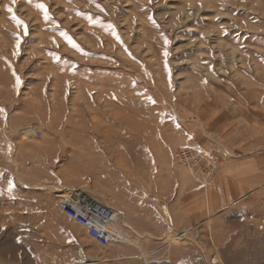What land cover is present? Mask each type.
<instances>
[{"label": "rangeland", "instance_id": "obj_1", "mask_svg": "<svg viewBox=\"0 0 264 264\" xmlns=\"http://www.w3.org/2000/svg\"><path fill=\"white\" fill-rule=\"evenodd\" d=\"M161 175L227 200L216 262L264 260V0H0V264H96L60 192L121 233Z\"/></svg>", "mask_w": 264, "mask_h": 264}, {"label": "crops", "instance_id": "obj_2", "mask_svg": "<svg viewBox=\"0 0 264 264\" xmlns=\"http://www.w3.org/2000/svg\"><path fill=\"white\" fill-rule=\"evenodd\" d=\"M156 182L162 189L136 184L131 195L122 198V240L106 247L104 258H97L96 264H221L214 260L212 231L222 222L217 225L207 219L209 214H220L227 200L213 201L220 193L213 190L191 193L184 188V179L161 175ZM235 195L227 193L228 203L235 202ZM193 197L201 200L192 205Z\"/></svg>", "mask_w": 264, "mask_h": 264}, {"label": "built area", "instance_id": "obj_3", "mask_svg": "<svg viewBox=\"0 0 264 264\" xmlns=\"http://www.w3.org/2000/svg\"><path fill=\"white\" fill-rule=\"evenodd\" d=\"M177 160L182 162L189 161H201L202 159L207 160L216 167L219 156H214L211 159L197 152L195 149L189 146L180 147L175 152ZM58 207L61 212L71 221L80 225L85 234L95 243L103 247L109 246L111 243L122 240V235H119V231L116 227L117 218H113L111 212L101 214L95 208H92L90 204L84 201L79 193L74 191H62L58 197ZM117 216V212H114Z\"/></svg>", "mask_w": 264, "mask_h": 264}, {"label": "snow or ice", "instance_id": "obj_4", "mask_svg": "<svg viewBox=\"0 0 264 264\" xmlns=\"http://www.w3.org/2000/svg\"><path fill=\"white\" fill-rule=\"evenodd\" d=\"M41 7H43L42 5H41ZM9 11H11V9H9ZM13 18V20H15L16 18L13 16L12 17ZM17 23H20L19 21H16Z\"/></svg>", "mask_w": 264, "mask_h": 264}, {"label": "bare ground", "instance_id": "obj_5", "mask_svg": "<svg viewBox=\"0 0 264 264\" xmlns=\"http://www.w3.org/2000/svg\"><path fill=\"white\" fill-rule=\"evenodd\" d=\"M93 208V207H92ZM100 213H101V211L100 210H98ZM101 214H103V213H101ZM105 214V213H104Z\"/></svg>", "mask_w": 264, "mask_h": 264}]
</instances>
